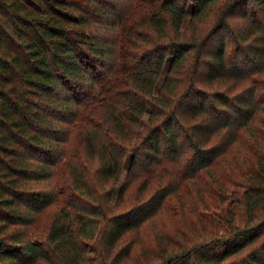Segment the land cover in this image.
Returning a JSON list of instances; mask_svg holds the SVG:
<instances>
[{"label": "trees", "instance_id": "1", "mask_svg": "<svg viewBox=\"0 0 264 264\" xmlns=\"http://www.w3.org/2000/svg\"><path fill=\"white\" fill-rule=\"evenodd\" d=\"M0 264H264V0H0Z\"/></svg>", "mask_w": 264, "mask_h": 264}, {"label": "rangeland", "instance_id": "2", "mask_svg": "<svg viewBox=\"0 0 264 264\" xmlns=\"http://www.w3.org/2000/svg\"><path fill=\"white\" fill-rule=\"evenodd\" d=\"M240 145L242 146L243 143L240 142ZM235 149H236V146L232 144V145L229 147V149H228L229 151H228V153H227L226 158H230V157H231V154H232L233 152H235Z\"/></svg>", "mask_w": 264, "mask_h": 264}]
</instances>
